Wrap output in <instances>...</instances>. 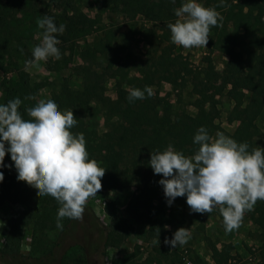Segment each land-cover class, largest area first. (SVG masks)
Listing matches in <instances>:
<instances>
[{
	"label": "trees",
	"instance_id": "trees-1",
	"mask_svg": "<svg viewBox=\"0 0 264 264\" xmlns=\"http://www.w3.org/2000/svg\"><path fill=\"white\" fill-rule=\"evenodd\" d=\"M205 7H213L223 17L218 26L211 27L206 44L211 51H219L228 58L223 62L222 72L214 71L212 76L219 81L209 93L207 82L199 80V73L193 76L197 82L193 89L197 95L195 115L184 109L175 110L170 102L158 94L151 95L145 91L144 99L129 101V92L133 88L144 90L150 88L157 81H166L175 90L179 81L193 72L192 64L182 54H173V60L161 52L151 64L145 63L140 75L131 82V88L121 85L116 87V98L110 99L102 94L100 81L96 71H84L83 85L80 89H71L63 84L55 91L51 98L63 113L72 109L77 118L76 125L70 129L73 134L83 133L90 159H95L99 166L105 168V175L101 178L103 188L120 190L133 185L137 180L153 181L157 174L150 166L151 153L164 151L169 145L192 156L199 145L194 143V136L203 126L208 134L223 132L237 143H247L251 151L257 145L254 136L259 133L256 119L264 108V0H200ZM100 5L109 8L128 18L142 17L153 23L162 41L171 40L169 23L178 18L175 10L186 0H99ZM57 27L65 25V31L55 34L60 43L61 58L49 57L46 68L58 71L65 68L77 41L93 33L102 32L99 41L92 45L98 51H110L115 47L117 52L123 51L126 44L116 45L113 40L116 34L106 27L99 17H90L81 13L79 9L70 6V14L66 21L60 23L59 18L52 14ZM152 65V67H151ZM209 68L213 66L209 64ZM45 81H31L25 71H18L15 78L3 85V102L20 98L22 103L19 111L24 119H31L26 109L38 102L39 90ZM199 84L202 86L199 87ZM151 89V88H150ZM226 89V94L235 101L228 112L227 122L236 121L232 132L227 131L216 119L219 116L216 96ZM242 89L249 91V100L242 106L237 103ZM209 93V94H208ZM34 97V99H25ZM92 102L105 107L106 130L99 134L94 127L86 123L80 112L90 106ZM84 106V108H81ZM5 147H8L5 142ZM261 147V146H259ZM264 148V147H261ZM6 157L11 160L10 153ZM4 179L0 181V207L6 202L21 203L22 214L10 223L5 243L0 246V264H42L40 258H30L19 250L25 230L30 224L57 227V213L60 207L58 201L49 196H43L38 202L35 200L36 189L24 181L17 180V171L3 162L0 166ZM152 196L144 194L132 198L127 205V212L147 222V231L151 237L167 233L166 224L181 226L184 215L179 207L186 203V196L173 200L175 207L167 212L152 202ZM250 219L264 229V200H257L251 211H246ZM113 224L105 230L104 246L118 247L131 233L130 228L122 222V216L114 211ZM71 219L61 220V231L68 227ZM211 256L216 264L227 263L234 248L232 243H226L221 248L211 243ZM133 254H123L113 260V264H132ZM164 258L170 259V264H182L180 253L166 249ZM43 259V258H42Z\"/></svg>",
	"mask_w": 264,
	"mask_h": 264
},
{
	"label": "rangeland",
	"instance_id": "rangeland-1",
	"mask_svg": "<svg viewBox=\"0 0 264 264\" xmlns=\"http://www.w3.org/2000/svg\"><path fill=\"white\" fill-rule=\"evenodd\" d=\"M197 2L203 5L200 0ZM71 5L86 16L99 17L106 27L115 32L113 42L116 45L126 44L123 51L117 52V47L110 51H98V47L92 44L96 39L99 41L103 33L97 32L76 42L69 64L61 70H48L45 61H40L38 66L26 65V61L33 59L34 46L42 41L44 30L38 27L37 19L54 14L63 23L70 14ZM159 32L153 23L142 17L128 18L114 13L102 7L99 0H0V104L3 102V85L11 82L20 70L27 72L31 81L46 82L39 90L38 101L50 99L63 84L74 90L80 89L84 71L88 69L97 72L102 94L115 99L117 85L131 88V82L140 75L144 64H151L162 52L171 60L173 54L186 56L192 64L193 72L179 81L175 90L169 82L157 81L150 87L152 92L166 98L175 110L184 109L195 115L197 95L193 85L197 79H193V76L200 72L199 80L207 82L209 93L212 92L214 86L219 84L212 74L214 71L222 72L223 62L228 57L206 46L183 48L172 40L169 43L162 41ZM209 64L213 69L209 68ZM249 95L248 90L242 89L237 103L244 106ZM216 99L219 109L216 122L230 132L237 124L236 121L227 122L228 112L235 101L226 94V89ZM80 107L84 108L82 105ZM104 112L102 104L92 102L80 115L101 134L107 128ZM261 115L264 117V112ZM254 142L264 144V132L259 131L254 136ZM3 162L15 169L14 162L8 160L6 155ZM162 178V175L157 174L153 181L137 180L133 185L120 190L102 187L96 196L88 199L83 218L71 219L63 231L58 227L30 224L24 232L19 251L27 258H40L42 264H113L115 258L133 253L132 264H170V259L163 257L164 251L169 249L180 253L182 264H216L211 256L210 244L221 248L226 243H232L234 248L231 258L222 264H264V229L257 226L247 212L237 229L226 231L218 207L210 213L201 214L191 211L186 202L179 207L184 215V221L179 227L188 228L190 236L187 242L173 248L164 243L165 238L170 240L179 228L171 224L165 225L167 233L151 237L146 220L129 214L126 208L132 198L144 194L151 195L152 202L166 212L175 207L173 201L171 205L167 203L159 183ZM42 197L37 195L36 190L35 200L38 202ZM109 210L121 215L123 224L131 227L130 235L118 247L104 246L105 230L114 222V216ZM22 212L23 205L19 202H6L2 205L0 230L7 234L10 223Z\"/></svg>",
	"mask_w": 264,
	"mask_h": 264
},
{
	"label": "clouds",
	"instance_id": "clouds-1",
	"mask_svg": "<svg viewBox=\"0 0 264 264\" xmlns=\"http://www.w3.org/2000/svg\"><path fill=\"white\" fill-rule=\"evenodd\" d=\"M175 15L178 18L168 25L171 40L183 48L205 47L211 27L223 19L215 8L197 0H187ZM37 25L44 30L42 41L34 46L33 59L26 61L28 66H38L49 57L61 58L57 47L60 40L55 34H62L66 26L57 27L49 16L38 18ZM145 91L151 95L147 87L131 89L129 101L144 99ZM21 103L20 98H14L0 104V166L6 152L10 153L17 180L35 188L39 197L50 195L58 201L56 226L62 229L63 218H83L88 199L102 189L105 168L89 158L83 133L74 135L70 131L77 123L72 109L62 113L54 100L41 99L26 109L31 119H24L18 110ZM194 143L199 147L192 156L172 145L151 153L149 163L154 173L163 177L159 183L167 203L186 196L193 212L210 213L218 207L225 230L237 229L244 213L251 211L257 200H264V148L257 146L249 151L246 142L237 143L223 132L212 137L203 126ZM3 179L0 172V181ZM189 236L188 228L179 227L164 243L173 248L186 243Z\"/></svg>",
	"mask_w": 264,
	"mask_h": 264
},
{
	"label": "crops",
	"instance_id": "crops-1",
	"mask_svg": "<svg viewBox=\"0 0 264 264\" xmlns=\"http://www.w3.org/2000/svg\"><path fill=\"white\" fill-rule=\"evenodd\" d=\"M167 85L169 86L170 84L169 83H167ZM171 87V86H170ZM264 112V108H263V110H262V112L260 113V117L258 116L257 117V119H256V125H257V127H258V130L260 131V132H264V117H261L262 115V113ZM233 131V130H232ZM232 131H230V132H232ZM257 145H259V146H261V147H264V144H257Z\"/></svg>",
	"mask_w": 264,
	"mask_h": 264
},
{
	"label": "built area",
	"instance_id": "built-area-1",
	"mask_svg": "<svg viewBox=\"0 0 264 264\" xmlns=\"http://www.w3.org/2000/svg\"><path fill=\"white\" fill-rule=\"evenodd\" d=\"M8 228V226H6ZM6 232L0 230V246L5 243Z\"/></svg>",
	"mask_w": 264,
	"mask_h": 264
}]
</instances>
